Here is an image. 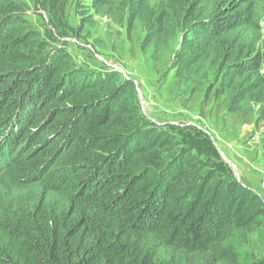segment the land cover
<instances>
[{
  "label": "trees",
  "instance_id": "1",
  "mask_svg": "<svg viewBox=\"0 0 264 264\" xmlns=\"http://www.w3.org/2000/svg\"><path fill=\"white\" fill-rule=\"evenodd\" d=\"M119 1L92 0V7L104 15ZM59 2L41 4L61 32ZM129 2L135 12L148 10L157 32L174 26L181 7L179 0ZM190 2L197 41L230 81L264 103V0ZM30 9L0 0V102L7 106L0 116L15 118L13 140L22 134L4 152L0 175L39 190L17 196L11 215L0 210V264H177L176 252L209 250L213 262L229 264L223 243L264 214L260 196L171 149L177 140L138 110L132 81L118 83L114 72L88 77L70 57L47 56L25 20ZM38 130L49 135L45 142L34 140Z\"/></svg>",
  "mask_w": 264,
  "mask_h": 264
},
{
  "label": "rangeland",
  "instance_id": "2",
  "mask_svg": "<svg viewBox=\"0 0 264 264\" xmlns=\"http://www.w3.org/2000/svg\"><path fill=\"white\" fill-rule=\"evenodd\" d=\"M22 1L31 6L25 20L46 42L47 56L70 57L73 68L88 77L114 72L118 83L132 81L138 110L161 134L177 140L171 149L198 157L205 171H217L220 181L251 189L264 207V103L241 91L239 81H230V71L197 41L187 10L190 0H179L174 26L160 32L148 10L135 12L129 0H118V8L106 6L104 15L95 13L92 0H60L61 32L52 25L43 0ZM260 25L258 47L264 58V18ZM2 107L7 109L5 102ZM14 123V117L0 116V167L4 152L22 141L21 133L11 137ZM40 131L34 140L45 142L49 135ZM17 184L0 175V210L9 215L17 196L24 201L39 195L38 189ZM223 246L229 264H264V214L249 227L234 228ZM215 255L212 250L176 252V263L222 264L213 262Z\"/></svg>",
  "mask_w": 264,
  "mask_h": 264
}]
</instances>
